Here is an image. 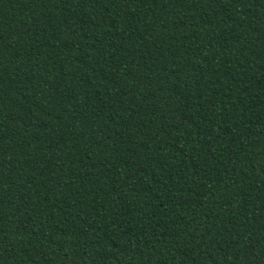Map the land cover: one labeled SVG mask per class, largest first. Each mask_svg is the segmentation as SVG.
I'll return each instance as SVG.
<instances>
[{
	"label": "trees",
	"instance_id": "1",
	"mask_svg": "<svg viewBox=\"0 0 264 264\" xmlns=\"http://www.w3.org/2000/svg\"><path fill=\"white\" fill-rule=\"evenodd\" d=\"M0 264H264V0H0Z\"/></svg>",
	"mask_w": 264,
	"mask_h": 264
}]
</instances>
